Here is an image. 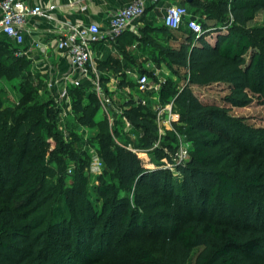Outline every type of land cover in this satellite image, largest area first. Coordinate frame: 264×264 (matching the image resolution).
<instances>
[{"label": "trees", "instance_id": "obj_1", "mask_svg": "<svg viewBox=\"0 0 264 264\" xmlns=\"http://www.w3.org/2000/svg\"><path fill=\"white\" fill-rule=\"evenodd\" d=\"M190 4L200 6L201 2ZM217 7L216 16L230 13L234 23L243 26L229 34L218 30L214 42L206 31L197 33L187 24L171 29L163 23L156 28L162 34L189 30L175 46L158 45L170 68L185 71V85L173 90L166 80L160 100L175 98L174 127L191 142L189 157L177 162L160 145L153 149L168 157L176 174L167 173L160 163L147 167L142 152L127 147L132 142L144 150L157 141L159 127L150 107L134 99L122 104L124 115L139 132L132 137L122 120L113 128L107 118L96 120L100 105L93 92L87 93L83 86L70 89L79 127L100 126L95 139L104 173L92 187L100 209L85 188L89 141L81 140L85 148L77 149L73 141L78 139L70 131L71 141L59 140L60 132L53 130L57 103L55 98L41 103L42 81L25 76L14 82L21 93L18 103H10L0 83V264H58L64 254L87 256L86 251L104 249L106 238L114 232L130 241V231L146 230L148 225H153L150 232L170 242L178 264L198 246L203 249L197 264H258L264 251V173L244 169L236 154L254 133L229 106L202 101L191 86L226 83L232 94L225 100L232 106L250 103V91L264 96V25L243 28L264 9V0H219ZM144 39L155 42L146 32ZM252 47L256 50L247 60ZM16 50L11 42L0 39V79L10 81L31 71V61L25 55L16 56ZM5 55L13 61L7 63ZM107 66L120 71L117 63L101 64ZM147 73L153 75V71ZM122 135H127L126 140L119 142ZM164 136L179 141L175 130H167ZM51 137L81 164L79 169L71 168L76 176L71 186L63 177L52 181L59 171L51 164ZM121 188L134 189V201L128 195L121 197ZM155 195L161 198L153 200ZM167 200L171 210L158 208ZM194 208L198 217L192 216ZM166 218L174 222L164 223ZM100 222L105 234L99 237ZM138 264L163 263L145 253Z\"/></svg>", "mask_w": 264, "mask_h": 264}, {"label": "rangeland", "instance_id": "obj_2", "mask_svg": "<svg viewBox=\"0 0 264 264\" xmlns=\"http://www.w3.org/2000/svg\"><path fill=\"white\" fill-rule=\"evenodd\" d=\"M197 1L201 2L200 6H193L187 2V0H175V3L187 5L191 9V15L187 19L196 18L201 24L202 32L206 31L210 41H215L218 30H220L222 33L229 34L233 28H240L243 26L240 24H235L230 13L224 15L220 14V17L216 16V13L219 9L217 7L219 0ZM160 17H162V14L157 15V21L159 22V25L161 23ZM262 25H264V9L260 10L256 14V17L244 25L243 28L252 29L253 27ZM150 30L151 29L148 27L147 31ZM188 32L189 30L184 27L181 31H174L172 34L164 33L162 35H151L155 42H150L146 39V41H144L146 46L151 48V56L154 57L156 61L158 60V62H160L159 67L161 68V76L166 80H169L170 87L173 90L180 89L185 85L186 80L184 79L185 77H183L185 71L181 70L176 72L170 68L167 62L161 56L162 52L159 51L160 47L158 48V45L164 47L175 46L178 44L177 41L185 39ZM0 39L6 40V37H0ZM254 50H256L255 47L254 49L253 47L249 49L248 53L246 54L247 60H250L251 54ZM15 55L18 56L16 52ZM3 58H6L3 60L7 61V63H11V61H13V57H7L5 55ZM161 59H163L164 63H162ZM25 76H29L30 79L33 77H38L42 83L45 84V81L42 79L40 74L36 71H33L32 67L31 71L28 72L27 75L23 73L22 75H18L15 79L10 81H12L13 85L14 82L18 84L19 80L24 79ZM191 87L202 101L229 106L233 115L241 117L245 120V124L254 134L248 135L247 140L241 144L242 150L237 151L236 154L240 162L243 164L244 169H256L258 172L264 173V96L250 91V103L241 106H232L225 100L226 96L232 94V90L226 83H214L207 86L192 85ZM7 91H9V88ZM39 94L41 103L47 101L48 99L55 98L54 93L49 89V87L47 88L46 86L40 90ZM42 112H44V109H42ZM58 112L59 114L57 117V124L55 123L53 130L60 132V141L61 139L64 140V142L71 141L69 134L70 131L74 134L72 137H76V139H78L73 141L77 149L82 150V148H85L83 142L84 140L89 141L91 148L97 149V141L95 136L100 126L90 125L80 128L76 119V113L73 111V105L70 107L68 115L64 116V118H62L59 107ZM96 120H100L101 122L102 117L100 114L96 115ZM124 136H120V138L117 140H119V142H124L126 140ZM156 139L159 140V145L162 150L170 152L173 160L178 158V154L180 153L181 149V143L179 141L177 142L174 140V138L168 136L161 137L160 134L156 135ZM48 144L50 151H54L50 156V159H52L51 164L59 171V173L55 175L54 178H52V181L57 182L58 177H63L65 179L66 186L73 185L75 183L76 176L74 175V172L71 171V168L73 166L74 169L75 167L79 169L81 164H76L73 161L69 149H63L62 146L57 143L55 137H51L48 140ZM59 146H61V148H58ZM187 146L191 148V142L188 141ZM154 148V145L152 147L149 146L141 153V156L145 160L147 167L155 168V163H160L162 168L167 173L176 174L177 169L172 163L169 162L168 157L162 152H154ZM150 149L153 150V152H151ZM251 151H255V154L250 155L249 152ZM89 154H87L88 157L85 161V163H87L85 174L88 178V185L85 188L90 191L89 193L94 203V207L96 209H100L101 202L98 198H96L97 195L94 193L92 187L98 182L99 177L103 175L104 168L103 166L99 167L94 162V157L91 151ZM119 193L121 197L128 195L134 201V189L127 191L121 188ZM158 198H161L160 195H155L153 200ZM170 203V200L164 201V203L159 205L158 208L168 207L171 210ZM188 209L192 210L193 208L188 207ZM196 209L197 208H194L192 211L193 217H198V212ZM217 214L215 216H217ZM185 216L189 218L192 217L188 216L187 213H185ZM163 222L170 224L174 221L170 218H166L163 220ZM102 223L103 222H100L99 224V237L102 236V234H105ZM151 226L153 225H148L146 230L144 228H138L130 231V233H128L130 241L124 239L122 233L114 232L111 234V236L106 238L107 242L104 245V249L100 251L94 250L93 252L86 251L87 256H83L81 254L79 255V253L64 254L60 256V263L58 264H138L139 260L142 259V256L145 253H152L153 257L158 261H161L163 264H178L172 255V247L170 242L167 241L164 236L159 235L158 232H150L152 229ZM202 249L203 246H198L192 249L182 264H197V257ZM257 262L258 264H264V251L262 255L258 256Z\"/></svg>", "mask_w": 264, "mask_h": 264}, {"label": "built area", "instance_id": "obj_3", "mask_svg": "<svg viewBox=\"0 0 264 264\" xmlns=\"http://www.w3.org/2000/svg\"><path fill=\"white\" fill-rule=\"evenodd\" d=\"M159 2L160 0H132L111 16L109 26L105 30H102L97 23L66 22L62 26L63 35L56 39V47L57 50L66 55L71 69L68 75L63 78H53V75H51L52 78L48 82V87L54 93L62 118L68 115L72 106L70 89L73 86H83L84 78L91 77L88 86L96 95L110 127L113 128L117 120H122L125 122V131L132 137L136 136L132 131L134 128L133 124L124 115L123 105L117 103L114 95L110 94V92L115 90L105 86L102 76L94 65L92 44L103 40L116 41L133 26L136 20L145 14L148 3L158 5ZM53 7L54 5L45 8L42 4H31L26 0H0V31L15 44L18 56H24L27 52L22 49L21 45L25 42V32L29 18L39 15L45 19H51L54 17L52 13ZM190 15L191 9L187 5L173 2L164 8L162 21L171 29H179L184 24H187L189 29L202 33L201 24L196 18L187 19ZM36 44L44 48L46 52L48 51L46 44L41 41ZM92 71L96 76L93 77ZM131 75L136 76L137 87L144 96L140 98L128 97L127 100L134 99L137 104L148 106L153 110L161 137L165 135L167 130L176 131L178 140L181 143V149L178 158L175 160L178 162L185 161L189 157L190 148L187 146V138L177 132L174 127L176 116V110L174 109L175 98H171L168 102L160 100V91L166 79L161 76L158 69L153 71V75L147 72L138 74L133 72ZM157 146H159V140L154 143V147ZM127 147L138 153L143 151V149L135 147L132 142L128 143ZM86 148L91 151L94 162L99 167L103 166L97 149L91 148L90 145Z\"/></svg>", "mask_w": 264, "mask_h": 264}, {"label": "crops", "instance_id": "obj_4", "mask_svg": "<svg viewBox=\"0 0 264 264\" xmlns=\"http://www.w3.org/2000/svg\"><path fill=\"white\" fill-rule=\"evenodd\" d=\"M31 4H42L45 8L54 5L51 19L42 16H31L28 20L25 32V42L21 45L25 49L26 57L31 61L33 71L40 74L45 81L43 88H48V82L52 78H63L70 71V64L66 55L56 47V39L63 35L62 26L66 22L78 23H97L102 30L108 28L111 16L120 8L127 5L132 0H26ZM175 0H160L158 5L148 3L145 14L136 20L133 26L123 33L116 41L103 40L94 42L92 49L94 52V65L104 80L107 88L115 90L110 92L114 95L116 102L123 104L127 98L143 97L144 94L137 87L136 76L131 73L152 72L155 69L161 70L160 62L151 56V48L144 43L145 32L151 35H162L156 30L163 26L157 21V15L163 13L164 8ZM188 2V1H187ZM148 27L151 29L147 31ZM134 35V36H133ZM0 37L16 48L15 44L0 31ZM41 41L46 44L48 51L44 50L36 43ZM49 56V57H48ZM164 63L163 59H161ZM117 63L120 71L111 67H101L102 63ZM91 68V67H90ZM93 77L96 74L92 71ZM91 78V77H90ZM90 78H84V89L87 93L92 92L88 86ZM4 91L8 94L10 103H18L21 93L12 81L7 78L0 79ZM9 91H7V87ZM155 101V100H154ZM103 118L106 114L100 108L99 113ZM125 128V122L123 125ZM125 130V129H124ZM137 134V130H132ZM139 133V132H138Z\"/></svg>", "mask_w": 264, "mask_h": 264}, {"label": "water", "instance_id": "obj_5", "mask_svg": "<svg viewBox=\"0 0 264 264\" xmlns=\"http://www.w3.org/2000/svg\"><path fill=\"white\" fill-rule=\"evenodd\" d=\"M189 3L192 2V0H187Z\"/></svg>", "mask_w": 264, "mask_h": 264}]
</instances>
